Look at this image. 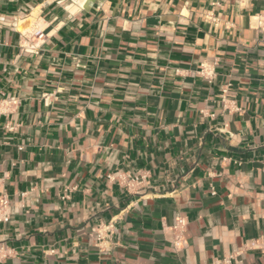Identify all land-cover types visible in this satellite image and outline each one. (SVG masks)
<instances>
[{
    "label": "crops",
    "instance_id": "obj_1",
    "mask_svg": "<svg viewBox=\"0 0 264 264\" xmlns=\"http://www.w3.org/2000/svg\"><path fill=\"white\" fill-rule=\"evenodd\" d=\"M0 90V264H264V0H0Z\"/></svg>",
    "mask_w": 264,
    "mask_h": 264
},
{
    "label": "built area",
    "instance_id": "obj_2",
    "mask_svg": "<svg viewBox=\"0 0 264 264\" xmlns=\"http://www.w3.org/2000/svg\"><path fill=\"white\" fill-rule=\"evenodd\" d=\"M37 37L42 38L43 33L39 30H35L33 32ZM38 48V45L29 44L28 46H24V50L28 52H36ZM204 70V67L202 66V69ZM15 104V100H12L11 98H7L0 90V114L9 112L11 110V106ZM234 109H238L235 106H232ZM110 178V175L108 176ZM117 179L123 183L125 186L129 187L131 185L130 181L136 180L137 177H128L124 175H117ZM9 207H10V199L6 193H0V222H5L9 219ZM187 220L184 216H177L174 220L173 225L171 226V231L173 235V246L175 248H178L183 245L184 242V231L186 228ZM1 250V248H0ZM2 251V250H1ZM0 251V258L5 257L7 254L5 252ZM232 256H226L223 258L215 259L211 262V264H230Z\"/></svg>",
    "mask_w": 264,
    "mask_h": 264
}]
</instances>
